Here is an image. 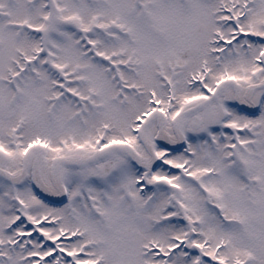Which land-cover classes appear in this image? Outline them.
<instances>
[{
    "label": "snow or ice",
    "instance_id": "obj_1",
    "mask_svg": "<svg viewBox=\"0 0 264 264\" xmlns=\"http://www.w3.org/2000/svg\"><path fill=\"white\" fill-rule=\"evenodd\" d=\"M0 264H264V0H0Z\"/></svg>",
    "mask_w": 264,
    "mask_h": 264
}]
</instances>
